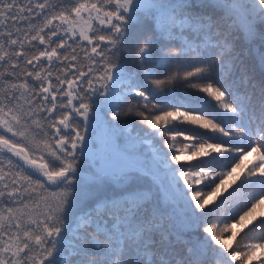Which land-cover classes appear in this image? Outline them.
Instances as JSON below:
<instances>
[{"label": "snow or ice", "instance_id": "1", "mask_svg": "<svg viewBox=\"0 0 264 264\" xmlns=\"http://www.w3.org/2000/svg\"><path fill=\"white\" fill-rule=\"evenodd\" d=\"M252 39L264 0H0V264H264Z\"/></svg>", "mask_w": 264, "mask_h": 264}, {"label": "trees", "instance_id": "2", "mask_svg": "<svg viewBox=\"0 0 264 264\" xmlns=\"http://www.w3.org/2000/svg\"><path fill=\"white\" fill-rule=\"evenodd\" d=\"M134 31H135V29H134ZM130 46H133V45H130ZM239 47L240 46L238 45V50H239ZM242 47L248 53V59L245 60V63L248 64L249 66H251L253 64H257L258 63V51L257 50L259 49L260 51H264V48L260 47L259 40L258 39H252L248 42H244V43H242ZM124 61L129 65L130 70H137V71L139 70L135 64V60H134L133 56L127 55V53H125L124 54ZM176 94L178 96L179 95L191 96L194 94V90H192L190 88H186V86L177 83ZM199 95H203V94H199ZM128 129H129V131L133 137L137 136V134L142 136L143 131L147 130L145 128V126L140 125L137 121H135L134 118H133L132 122L129 123ZM122 142H123V138H122ZM145 150H146V146L142 145L140 148V151L144 152ZM254 160H255L254 155H249L247 157V160L245 161V163H246V165L250 166L251 162H254ZM229 171H230V168H229ZM236 175H243V173L240 170H237V173H234L233 176H236ZM231 180H232L231 177L228 178L226 183H231ZM136 183H137V186H140V187H149L151 185V181L147 177L140 178ZM236 183L238 184L239 181H237ZM235 187H236V184H232L231 187L227 188V190L223 192V195L227 196L229 192H232V188H235ZM153 190L155 191V189H153ZM246 191L247 190L242 189L239 191V193H234L233 197L230 198V200H234L237 195L241 196L242 199H247V196L245 195ZM218 198H219V200L222 199V197H219V196H218ZM159 203H160V207L162 209H167V205L164 203V201L162 199H160ZM249 207H251V205H249ZM245 210H247V209H245ZM252 217H255L257 221L261 218H264V204H259L255 208V210L252 212V216L249 217V219H251ZM249 227H252V225H249ZM262 230H264V226L260 225L259 223H256L254 231L260 232ZM232 231L238 232L240 230H238V229L235 230L234 228H232ZM244 231H247V229H244ZM228 235H231V232L225 234L224 236H228ZM229 242L233 243V244L235 243L234 241H229V240L226 243H229ZM209 257L211 259V254H209Z\"/></svg>", "mask_w": 264, "mask_h": 264}, {"label": "rangeland", "instance_id": "3", "mask_svg": "<svg viewBox=\"0 0 264 264\" xmlns=\"http://www.w3.org/2000/svg\"><path fill=\"white\" fill-rule=\"evenodd\" d=\"M209 199H211V197H209ZM217 200L219 201V198L217 197ZM232 228H234L235 230H237V227L235 224H233ZM239 230V229H238ZM229 236V235H228ZM228 236H222L221 238L224 239L226 242L228 241L227 237Z\"/></svg>", "mask_w": 264, "mask_h": 264}]
</instances>
